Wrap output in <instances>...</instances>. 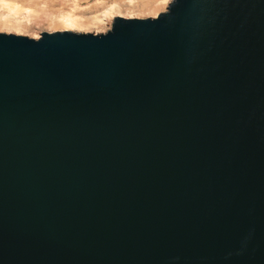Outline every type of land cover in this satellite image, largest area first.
Masks as SVG:
<instances>
[{
    "label": "water",
    "instance_id": "obj_1",
    "mask_svg": "<svg viewBox=\"0 0 264 264\" xmlns=\"http://www.w3.org/2000/svg\"><path fill=\"white\" fill-rule=\"evenodd\" d=\"M0 264H264V0L0 33Z\"/></svg>",
    "mask_w": 264,
    "mask_h": 264
},
{
    "label": "rangeland",
    "instance_id": "obj_2",
    "mask_svg": "<svg viewBox=\"0 0 264 264\" xmlns=\"http://www.w3.org/2000/svg\"><path fill=\"white\" fill-rule=\"evenodd\" d=\"M172 1L36 0L30 3L0 0V33L31 38L57 31L106 33L116 17L155 18L167 11ZM66 19L79 22L80 27H70Z\"/></svg>",
    "mask_w": 264,
    "mask_h": 264
},
{
    "label": "bare ground",
    "instance_id": "obj_3",
    "mask_svg": "<svg viewBox=\"0 0 264 264\" xmlns=\"http://www.w3.org/2000/svg\"><path fill=\"white\" fill-rule=\"evenodd\" d=\"M14 1H18V2H30V3H32V2H35L36 0H14ZM66 21H67L68 25H70V27H80L79 22H77L75 20L66 19Z\"/></svg>",
    "mask_w": 264,
    "mask_h": 264
},
{
    "label": "snow or ice",
    "instance_id": "obj_4",
    "mask_svg": "<svg viewBox=\"0 0 264 264\" xmlns=\"http://www.w3.org/2000/svg\"><path fill=\"white\" fill-rule=\"evenodd\" d=\"M163 2L167 3V2H168V0H163Z\"/></svg>",
    "mask_w": 264,
    "mask_h": 264
}]
</instances>
